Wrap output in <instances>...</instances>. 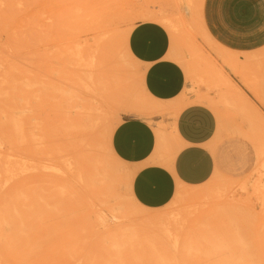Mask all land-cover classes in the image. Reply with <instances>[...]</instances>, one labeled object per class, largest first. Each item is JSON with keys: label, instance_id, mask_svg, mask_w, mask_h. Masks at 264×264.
<instances>
[{"label": "rangeland", "instance_id": "rangeland-1", "mask_svg": "<svg viewBox=\"0 0 264 264\" xmlns=\"http://www.w3.org/2000/svg\"><path fill=\"white\" fill-rule=\"evenodd\" d=\"M203 1L0 0V90L9 89L6 102L0 99V116L5 115L1 121L10 133V140H0V247L7 264H236L238 253L231 245L234 227L239 228V235L243 228L251 230L262 243L257 252L264 251V180L259 184L254 171L257 160L264 161V130L256 135L249 111L238 110L230 95L231 104L224 106L221 117L202 103L216 120L207 144L213 159L211 174L157 208L129 201L125 186L130 184L125 176L129 168L111 156L101 130L85 135L68 129V116L73 114L66 112L67 72L78 75L75 66L87 60L89 45L95 58L99 51V42L71 11L79 3L98 19L108 14L116 17L110 30L115 44L111 50L120 63L118 75L123 82L104 105L115 126L126 115H138L155 131L167 134L163 118L175 108L149 111L141 91V67L125 53L118 37L122 29L144 21V11L178 21L171 31L158 23L168 33V57L185 73L182 102L195 101L202 94L214 99L224 95L215 66L264 117V48L257 59L237 60L204 31ZM127 14L128 20L122 21ZM65 67L61 80L58 74ZM236 67L242 68L257 96L234 73ZM58 86L62 94L56 93ZM255 148L260 150L258 155ZM94 158L106 166L108 177L103 185L92 180ZM255 183L258 193L253 190ZM216 184L223 185L224 193L214 210L203 216L208 225L202 229L176 230L174 226L165 239L128 244L117 238V246L103 236L109 235L112 226L132 225L148 212H161L166 221L178 215L171 223L177 226L184 222L180 212ZM199 211L190 217L194 219ZM101 219L107 226L102 230ZM256 264L264 261L256 260Z\"/></svg>", "mask_w": 264, "mask_h": 264}, {"label": "crops", "instance_id": "crops-1", "mask_svg": "<svg viewBox=\"0 0 264 264\" xmlns=\"http://www.w3.org/2000/svg\"><path fill=\"white\" fill-rule=\"evenodd\" d=\"M203 22L208 34L237 60L257 55L264 48V0H204ZM128 50L141 67V87L172 115L163 118L166 142L158 140L148 121L126 115L114 127L110 147L133 169L130 192L147 208L165 205L178 184L195 186L212 172L207 149L216 120L212 110L198 102L181 104L183 68L168 57V33L158 22L139 21L131 28ZM264 88V78L262 79Z\"/></svg>", "mask_w": 264, "mask_h": 264}, {"label": "bare ground", "instance_id": "bare-ground-1", "mask_svg": "<svg viewBox=\"0 0 264 264\" xmlns=\"http://www.w3.org/2000/svg\"><path fill=\"white\" fill-rule=\"evenodd\" d=\"M184 8L185 11H187V7L185 6ZM71 11L74 16H77L79 17V19H81V26L84 27L86 31L91 34V37L93 39L99 42V51L97 58H95L93 48L89 47L90 45L88 46L87 60L81 63L80 65L75 66L78 75H76L73 71H69L67 69L68 75L66 74V80L68 86L66 93V112L67 116L70 112H72L73 114L71 117L68 116V129L70 130V132H72V134L75 131H82L85 135H90L94 133L96 134V132H98V129L101 130L102 138L108 146L109 153L114 159L120 161L110 147V138L115 124L112 123V117L108 115L107 111L104 110V105L107 101L108 96L116 95V93L119 92L118 89H120V86L123 82L122 79L120 80L118 75L120 74V70L118 69H121L120 63L115 60V52L111 50V47L115 44L112 39L113 36L110 35V30L113 28L114 25L113 18L116 19V17L111 14H108L106 15V17L102 16L98 19L95 16L94 11H90V9L87 10V8L84 9L80 6V3L77 5H73ZM128 17V14L126 16L124 15V17H122V21L128 20ZM141 18L142 20L160 22L165 25L170 31L174 30L178 26V21L169 20L165 17L151 13L149 11H144L143 13H141ZM202 26L204 31L208 34L203 23ZM130 29H122L118 37L120 39V42L122 43L125 53L130 58L134 59L133 56L130 54L127 45ZM181 54L183 53L180 52V55ZM213 67L215 69V73L221 78V81L224 84V95L217 97V99H214L205 94H202L198 96L195 101L191 102L205 103L207 105H210L214 108L216 114L221 117L224 106L227 103L228 105H230V100H233L238 110L242 109L243 112H247V110L249 111V121L251 124H256V135H259L261 132H263L262 130H264V117L259 113L258 109L255 108L252 102L238 89L235 83L232 82L227 76H225L221 72L219 67ZM66 68L67 67H65V69H63L58 74V77H60L61 80L63 73H66ZM243 72L244 71L242 70V68L239 69L236 67L234 73L239 77L240 81L247 88V90H249L254 96H257L256 88L250 85L249 81L243 76ZM261 73V78L263 79L264 70ZM8 91V88H3L0 90L1 103L6 102ZM55 91L58 94H62L63 89L58 86ZM141 91L145 98V106L149 108V111H160L163 108L164 104L152 100L148 95H146L142 87ZM262 92L264 94L263 85ZM229 95L232 98H229L230 100L227 99ZM186 102H182L181 104H185ZM137 112L142 113L140 109H138ZM2 119L5 121V115L0 116V140L7 141L10 140V133L7 128L2 124ZM16 134H19V131H17ZM156 135L159 141H161L162 143L166 142L165 132L156 129ZM259 151V149L255 148V153L257 155L259 154ZM94 164L95 165L91 173L92 180L103 185V183L106 182V179L108 177L107 171L103 169V167L106 166H102V164L98 162V159L96 158H94ZM254 171L258 175L256 177L257 182L261 184V182L264 180V161L258 162L257 160ZM126 172L127 174L125 176H129L128 178L131 180L133 169L129 168ZM258 183H255L253 186V190L257 193L258 191L260 192ZM125 186H127L128 188L127 198L129 199V201L136 206H142L132 196L130 192V184H128L127 182ZM184 187L190 188L194 186H184L178 184L176 186L173 196L180 193L181 189ZM223 193V185L216 184L215 187H212L208 194L206 193L205 195H203L199 200L195 201L193 205L188 207L186 206V208L180 212V217H184L183 221L185 222V224L184 222H177L179 223L177 226L171 224L174 223V221H177L178 215L168 216L166 221V217L163 213L148 212L140 216L137 222L133 223L132 225L127 223L123 227L122 224L118 223L116 224L117 226H112V229L109 230V235L103 236L112 240L110 243L113 246H117L119 244L116 242L118 241L117 238L124 239L125 241L121 242H126L128 244H132L135 240H138V242L146 241L147 243H150V241L154 242L158 241L159 239H165L171 235V229L174 228V226L176 227V230H181L182 228L191 229L192 227V229H194V227L202 229L208 225V223L205 224L203 216L209 215L210 212L214 210L215 205H218V200H220L221 195ZM198 209H200L199 214H197L194 219L190 217V215ZM120 215V217L125 218V215ZM99 224H101L100 226L102 227L100 229L99 226L100 230L104 229V227H107L103 219L99 221ZM241 231L242 233L239 235V228L236 229V227H234L232 230L233 234L231 236V245L236 248V251L238 253L235 260L236 264H256V260L264 261V251L257 252L259 250V247L262 246L261 241L257 240V237L254 236L251 230L243 228V230L241 229ZM1 251L2 249L0 247V264H7L5 256L1 254Z\"/></svg>", "mask_w": 264, "mask_h": 264}]
</instances>
